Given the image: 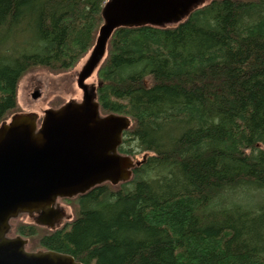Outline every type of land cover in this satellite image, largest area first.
<instances>
[{
    "label": "trees",
    "instance_id": "obj_1",
    "mask_svg": "<svg viewBox=\"0 0 264 264\" xmlns=\"http://www.w3.org/2000/svg\"><path fill=\"white\" fill-rule=\"evenodd\" d=\"M106 1L0 0V125L27 73H65L90 53ZM98 82L101 113L132 122L119 152L141 165L66 200L77 214L64 227L13 232L82 264H264V200L234 201L264 193V0L120 28Z\"/></svg>",
    "mask_w": 264,
    "mask_h": 264
},
{
    "label": "water",
    "instance_id": "obj_2",
    "mask_svg": "<svg viewBox=\"0 0 264 264\" xmlns=\"http://www.w3.org/2000/svg\"><path fill=\"white\" fill-rule=\"evenodd\" d=\"M211 1L108 0L95 46L78 76L82 102L47 110L40 125L34 113L15 114L0 125V264H82L67 254L29 252L28 240L10 237L11 222L28 215L36 226L56 231L66 217L59 200L131 181L142 162L119 148L132 122L117 114L103 116L97 88L86 81L104 62L116 30L175 27Z\"/></svg>",
    "mask_w": 264,
    "mask_h": 264
},
{
    "label": "rangeland",
    "instance_id": "obj_3",
    "mask_svg": "<svg viewBox=\"0 0 264 264\" xmlns=\"http://www.w3.org/2000/svg\"><path fill=\"white\" fill-rule=\"evenodd\" d=\"M211 1V0H210ZM90 54V53H89ZM85 56L72 70L54 74L46 69H37L27 73L18 86L17 91V103L18 111L15 114L20 113H34L39 117V125L44 118V113L49 109H59L68 102L76 101L82 102L83 91L78 87V76L85 66L88 56ZM100 69V68H99ZM95 72L87 81L86 84L90 88H98V72ZM37 91L40 93L38 99H33V95ZM14 114V115H15ZM103 116H107L102 114ZM13 116V115H12ZM6 120L9 121L11 117ZM135 161L142 162L144 155H139L134 158ZM235 202L244 204L248 207L259 204L264 200V193L256 192L252 189L239 193L235 198ZM60 202V201H58ZM77 203L75 201L62 204L66 212V217L59 225V229L64 227L67 223L72 222L77 214ZM30 223L34 224V220L28 215H22L17 220L11 222L12 232L18 224ZM39 227V226H38ZM48 230L47 228L40 227ZM51 231V230H50ZM16 233H12L11 237H17ZM28 240V251L37 252L42 251L40 247H37V243L31 239Z\"/></svg>",
    "mask_w": 264,
    "mask_h": 264
},
{
    "label": "flooded vegetation",
    "instance_id": "obj_4",
    "mask_svg": "<svg viewBox=\"0 0 264 264\" xmlns=\"http://www.w3.org/2000/svg\"><path fill=\"white\" fill-rule=\"evenodd\" d=\"M108 1V0H107ZM106 1V2H107ZM106 4V3H105ZM103 25V24H102ZM96 43V42H95ZM95 46V45H94ZM77 85H78V82H77ZM36 93V92H35ZM37 93L40 95V93L37 91ZM34 96V95H33ZM33 98V97H32ZM34 99V98H33ZM36 100V99H35ZM60 202H58V204L60 205V208H61V210L65 213V215H66V212H65V210H64V208L62 207V204L63 203H66V200H59ZM13 233V232H12ZM12 233H11V235H12ZM11 235H10V237H11ZM21 237V236H20ZM13 238V237H12ZM23 238V237H22ZM27 240V239H26ZM27 249H28V246H27Z\"/></svg>",
    "mask_w": 264,
    "mask_h": 264
}]
</instances>
